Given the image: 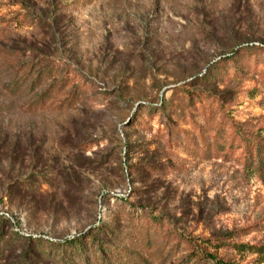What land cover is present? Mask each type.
Wrapping results in <instances>:
<instances>
[{"label": "rangeland", "instance_id": "1", "mask_svg": "<svg viewBox=\"0 0 264 264\" xmlns=\"http://www.w3.org/2000/svg\"><path fill=\"white\" fill-rule=\"evenodd\" d=\"M234 125L264 139V0H0V264H264Z\"/></svg>", "mask_w": 264, "mask_h": 264}, {"label": "trees", "instance_id": "2", "mask_svg": "<svg viewBox=\"0 0 264 264\" xmlns=\"http://www.w3.org/2000/svg\"><path fill=\"white\" fill-rule=\"evenodd\" d=\"M261 49V48H260ZM256 50V49H254ZM253 50V51H254ZM263 50V49H262ZM247 52V51H245ZM240 57V55H236V57L233 60H236ZM232 61V60H231ZM75 75V73H73ZM40 79V78H39ZM85 86H81L80 88H83ZM234 132H233V142H238L239 145L243 146L245 148V155L244 158L246 161H249L250 158H258L261 164H264V139L259 137H250L248 135H245L242 133V129L239 127V125H234ZM234 144V143H233ZM67 246H81V242L79 239H72L66 242ZM263 250V251H262ZM259 252H264V247H261ZM2 254V253H1ZM217 262L221 264H231L227 263L223 260L216 259Z\"/></svg>", "mask_w": 264, "mask_h": 264}]
</instances>
